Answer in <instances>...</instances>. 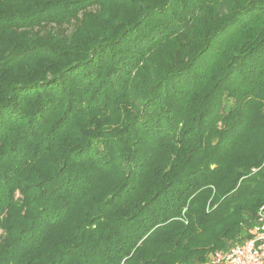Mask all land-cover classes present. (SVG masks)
Wrapping results in <instances>:
<instances>
[{
  "label": "trees",
  "instance_id": "1",
  "mask_svg": "<svg viewBox=\"0 0 264 264\" xmlns=\"http://www.w3.org/2000/svg\"><path fill=\"white\" fill-rule=\"evenodd\" d=\"M264 206V0H0V264H204Z\"/></svg>",
  "mask_w": 264,
  "mask_h": 264
},
{
  "label": "built area",
  "instance_id": "2",
  "mask_svg": "<svg viewBox=\"0 0 264 264\" xmlns=\"http://www.w3.org/2000/svg\"><path fill=\"white\" fill-rule=\"evenodd\" d=\"M250 234L229 250L216 252L211 264H264V206L259 208Z\"/></svg>",
  "mask_w": 264,
  "mask_h": 264
},
{
  "label": "rangeland",
  "instance_id": "3",
  "mask_svg": "<svg viewBox=\"0 0 264 264\" xmlns=\"http://www.w3.org/2000/svg\"><path fill=\"white\" fill-rule=\"evenodd\" d=\"M231 247H233V246H231ZM231 247H229L228 250H229ZM226 251H227V250H226ZM216 252H219V251H214V252H212V253L209 255L207 261H206L204 264H211L212 257H213V255H214Z\"/></svg>",
  "mask_w": 264,
  "mask_h": 264
}]
</instances>
